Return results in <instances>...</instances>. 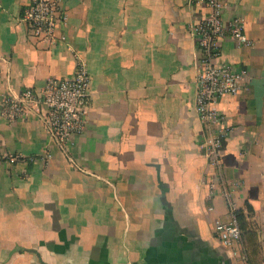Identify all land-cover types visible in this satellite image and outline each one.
Returning a JSON list of instances; mask_svg holds the SVG:
<instances>
[{
	"label": "crops",
	"instance_id": "0c3cea01",
	"mask_svg": "<svg viewBox=\"0 0 264 264\" xmlns=\"http://www.w3.org/2000/svg\"><path fill=\"white\" fill-rule=\"evenodd\" d=\"M27 3L0 0V100L72 76L76 56L91 104L64 151L33 108L0 116V264H247L213 230L263 198L264 0L223 6L249 43L220 42L216 63L248 74L214 104L230 126L218 167L194 111L201 0H62L52 45L21 22Z\"/></svg>",
	"mask_w": 264,
	"mask_h": 264
},
{
	"label": "built area",
	"instance_id": "2783aa9c",
	"mask_svg": "<svg viewBox=\"0 0 264 264\" xmlns=\"http://www.w3.org/2000/svg\"><path fill=\"white\" fill-rule=\"evenodd\" d=\"M201 1L205 13L189 30L199 50L194 111L197 120L203 125L198 146L208 163L218 167L222 140L230 126L223 121V116L214 108V104L224 95H236L248 74L245 69H233L229 64L216 63L221 55L220 42L225 38L235 46L244 47L248 46L249 41L244 34V25L238 18H232L227 23L222 21L226 0ZM61 2L62 0H28L20 20L28 25L32 39L46 45L64 40L61 35L55 37L64 23ZM74 59L72 76H49L38 91L25 87L16 96L2 98L0 116L11 122L25 113L26 109L33 108L40 113L47 132L59 149L64 151L70 137L82 133L86 128V116L91 104L88 90L90 77L81 60L76 56ZM4 156L10 161L21 160L18 154ZM228 220L226 225L218 223L213 234L220 245L233 249L241 241V232L231 206Z\"/></svg>",
	"mask_w": 264,
	"mask_h": 264
},
{
	"label": "trees",
	"instance_id": "16d2710c",
	"mask_svg": "<svg viewBox=\"0 0 264 264\" xmlns=\"http://www.w3.org/2000/svg\"><path fill=\"white\" fill-rule=\"evenodd\" d=\"M255 211V205L246 200L243 206L233 210L235 219L239 224L241 241L246 248V263L260 264L264 261L261 254V246L258 239V227L254 220H251Z\"/></svg>",
	"mask_w": 264,
	"mask_h": 264
},
{
	"label": "rangeland",
	"instance_id": "374dc122",
	"mask_svg": "<svg viewBox=\"0 0 264 264\" xmlns=\"http://www.w3.org/2000/svg\"><path fill=\"white\" fill-rule=\"evenodd\" d=\"M263 170H264V166H263ZM264 174V172H263ZM261 191H262V202L258 203V205L255 204V211L254 214L251 218V220H254L256 222L257 225V229H258V239L260 244H262L261 246V254L262 258L264 259V177L262 178V183H261ZM240 246H239V245ZM236 246L238 248H233L231 250L236 251V256H241L242 255V260H244L246 262V248L245 245H243L242 241H240V243H237ZM235 246V247H236ZM234 254L232 253L231 256H233ZM235 257V256H233Z\"/></svg>",
	"mask_w": 264,
	"mask_h": 264
}]
</instances>
